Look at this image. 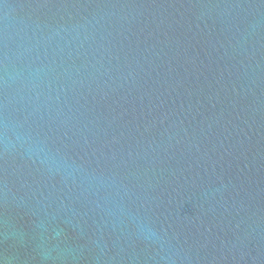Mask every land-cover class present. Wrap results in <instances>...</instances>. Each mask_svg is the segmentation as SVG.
I'll return each mask as SVG.
<instances>
[{
    "label": "water",
    "instance_id": "water-1",
    "mask_svg": "<svg viewBox=\"0 0 264 264\" xmlns=\"http://www.w3.org/2000/svg\"><path fill=\"white\" fill-rule=\"evenodd\" d=\"M0 264H264V0H0Z\"/></svg>",
    "mask_w": 264,
    "mask_h": 264
},
{
    "label": "clouds",
    "instance_id": "clouds-1",
    "mask_svg": "<svg viewBox=\"0 0 264 264\" xmlns=\"http://www.w3.org/2000/svg\"><path fill=\"white\" fill-rule=\"evenodd\" d=\"M140 228H141V231H147V232L151 231V227H146L144 223L140 224Z\"/></svg>",
    "mask_w": 264,
    "mask_h": 264
}]
</instances>
